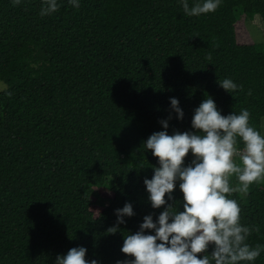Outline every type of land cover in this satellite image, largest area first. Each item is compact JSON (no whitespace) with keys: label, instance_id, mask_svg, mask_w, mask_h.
I'll list each match as a JSON object with an SVG mask.
<instances>
[{"label":"trees","instance_id":"trees-1","mask_svg":"<svg viewBox=\"0 0 264 264\" xmlns=\"http://www.w3.org/2000/svg\"><path fill=\"white\" fill-rule=\"evenodd\" d=\"M58 4L41 16L43 0H0V264H56L80 246L89 261L117 264L134 259L121 251L125 236L167 207L151 206L144 183L159 162L143 144L161 121L169 135L195 131V109L211 97L222 115L247 108L264 134V41L242 43L237 27L264 22V0H221L192 17L181 0ZM225 78L243 91L223 89ZM179 183L166 200L183 210ZM230 198L243 225L259 226L248 243L264 246V182ZM126 203L134 215L108 232ZM240 264H264V250Z\"/></svg>","mask_w":264,"mask_h":264},{"label":"clouds","instance_id":"clouds-1","mask_svg":"<svg viewBox=\"0 0 264 264\" xmlns=\"http://www.w3.org/2000/svg\"><path fill=\"white\" fill-rule=\"evenodd\" d=\"M20 2L13 0L14 6ZM69 2L75 8L80 6L79 0ZM181 3L183 12L192 17L215 12L221 0H203L191 7L188 0ZM59 7L58 0H43L40 15L52 14ZM207 59L211 60V54ZM219 84L230 93L243 91V85L230 78L219 80ZM170 99L182 120L184 112L179 100ZM250 117L247 108L222 115L210 97L195 109L191 121L195 131L169 135L168 121H161L165 130L154 132L143 144L159 162L153 177L144 183L151 206L167 207L158 220L146 215L140 230L125 236L121 251L134 259L117 264H240L260 256L264 246L248 243L252 232H259V226L243 225L240 204L230 198L233 193L246 195L252 184L264 182V134L250 124ZM190 152L194 159L185 166ZM233 177L237 181L234 186ZM177 181L183 193V210L166 200V195L173 199ZM116 212L117 226L108 229L113 234L125 222L124 216L134 215L131 203ZM148 229L155 234H146ZM86 253L83 246L73 247L66 255L58 256L56 264H98L95 259L87 260Z\"/></svg>","mask_w":264,"mask_h":264},{"label":"rangeland","instance_id":"rangeland-1","mask_svg":"<svg viewBox=\"0 0 264 264\" xmlns=\"http://www.w3.org/2000/svg\"><path fill=\"white\" fill-rule=\"evenodd\" d=\"M245 16H242L244 18ZM242 43L249 42H263L264 41V22L261 15L257 14L254 19H241L237 24ZM242 35V36H241ZM0 87H4L5 83L0 81ZM263 133H264V117L262 119Z\"/></svg>","mask_w":264,"mask_h":264}]
</instances>
